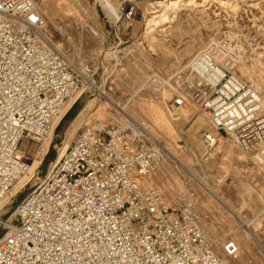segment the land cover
Masks as SVG:
<instances>
[{
	"label": "built area",
	"instance_id": "built-area-1",
	"mask_svg": "<svg viewBox=\"0 0 264 264\" xmlns=\"http://www.w3.org/2000/svg\"><path fill=\"white\" fill-rule=\"evenodd\" d=\"M132 13L128 9L126 18ZM45 23L38 0H0L3 207L14 205L13 189L30 164L22 146L29 152L35 144L37 155L46 147L47 154L50 134L75 104L64 111L71 95L81 92L84 71L92 70L90 63L79 69L54 49ZM243 51L223 37L196 54L184 73L171 78L172 108L192 99L217 133L255 150L264 164L262 96L236 73ZM144 130L131 124L87 126L77 133L18 202L16 219L0 217L6 228L0 264H236L237 241L226 240L222 254L214 250L196 220L193 194L173 211L146 183L162 156ZM204 139L209 146L214 142L209 133Z\"/></svg>",
	"mask_w": 264,
	"mask_h": 264
},
{
	"label": "rangeland",
	"instance_id": "rangeland-1",
	"mask_svg": "<svg viewBox=\"0 0 264 264\" xmlns=\"http://www.w3.org/2000/svg\"><path fill=\"white\" fill-rule=\"evenodd\" d=\"M170 1L111 0L119 14L115 16L98 0H38L53 48L79 69L90 63L92 70L84 71L80 97L56 128L36 175L0 217L16 219L18 202L52 169L60 147L71 143L83 128H121L124 121V127L135 124L153 131L156 138L149 137L162 157L146 183L160 190L171 209L175 211L193 194L196 220L208 240L210 237L219 245L237 239L240 252L236 264H264V168L256 165V151L245 150L217 133L195 111L199 107L190 98L195 110H173L174 94L169 85L206 45L225 37L244 50L245 59L236 73L259 84L256 87L264 100V0H172L178 1L176 8ZM130 8L133 13L128 19L125 13ZM161 12H166L169 20L157 25L150 21ZM255 61L260 65L255 67ZM242 69L250 72L251 78L242 75ZM120 106L128 116L118 111ZM151 108L171 116L185 115L176 123L175 142L148 124ZM140 112L142 116H136ZM79 113L76 121L81 125L73 131V125L69 127ZM207 131L217 135L220 147L207 145ZM22 149L30 164L43 157L37 155L35 144L29 146V152ZM246 222H252L256 237L248 235ZM5 232L0 225V237ZM214 250L223 253L222 245Z\"/></svg>",
	"mask_w": 264,
	"mask_h": 264
},
{
	"label": "bare ground",
	"instance_id": "bare-ground-1",
	"mask_svg": "<svg viewBox=\"0 0 264 264\" xmlns=\"http://www.w3.org/2000/svg\"><path fill=\"white\" fill-rule=\"evenodd\" d=\"M99 2L102 3V5L112 11L114 13L115 16H119L118 12L114 9L112 3H111V0H98ZM170 5L171 6H174L175 8L178 6V1H170ZM120 11V9H119ZM121 12V11H120ZM41 13V12H40ZM120 18V17H119ZM170 16L166 13V12H161L159 13L158 15L154 16V18L152 20H150L151 22H153L154 24H158L160 22H164V21H167L169 20ZM216 40V39H215ZM215 40H213L212 42H214ZM212 42H210L209 44H211ZM208 44V45H209ZM206 45L204 47V49H202L201 51L205 50L207 48ZM200 51V52H201ZM198 54V53H197ZM245 59V57H243L240 61H238L236 67L238 66L239 63H241L243 60ZM255 65V67L257 65H260L259 62L255 61V63H253ZM259 70V75L262 74V70L261 68L259 67L258 68ZM242 75H245L246 77L248 78H251V73L248 72L246 69H242ZM256 86H259V84H256ZM96 87V86H95ZM257 89L259 90L260 88L257 87ZM103 91V90H102ZM80 97V92L78 93H75L73 95H71L68 103H67V106H66V109L64 111H66L73 103H75L78 98ZM133 104V103H131ZM118 105V104H117ZM196 107V104L194 102H191L189 100H187L185 102V104L182 106V107H191L195 110L194 107ZM262 106H263V110H264V100H262ZM135 107V106H134ZM133 110V109H132ZM119 112H121L124 116H128L129 114L127 113V111L125 110L124 107H119ZM136 111V110H134ZM197 112H199V110H197V107H196V110ZM196 112V113H197ZM135 113V112H134ZM133 113V114H134ZM132 115V114H131ZM201 117H203L204 119H206L201 113H200ZM133 116V115H132ZM136 116H142V113H138ZM150 116L152 119H149L150 121H148V124L150 123L151 125H153V127L155 128H158V129H161L163 132H165L171 139H172V142H175L176 140V134H177V130H176V123L178 124L179 121L183 118V116H185L183 113H179L177 115H169L168 113H161L160 111H156L154 110L153 108L150 109ZM207 120V119H206ZM118 122V121H117ZM119 123V122H118ZM125 122L122 121V127L123 128L125 126ZM147 124V123H145ZM56 125V124H55ZM81 125V121H76L74 124H73V131H75L79 126ZM94 126V125H93ZM96 128V126H94ZM150 126L148 125V128ZM145 128V127H144ZM72 129V128H71ZM152 133L153 131L151 129H149ZM146 132V134H148L149 136H152L151 138H156L153 136V134H151V132L149 133V131L147 130V128L144 130ZM179 132V131H178ZM206 133H209L211 134V137L214 139L213 141V144H215V146H221L222 143L219 142V139L217 138V135L213 132H210V131H207ZM54 135V132L52 131V133L50 134V138L53 137ZM203 139V138H202ZM195 140V139H194ZM200 139L197 140V143L201 146V144L199 143ZM69 142L68 143H65L64 146L60 147V151H59V156L58 158L56 159V161H58L62 155L64 154L65 150L67 149V147L69 146ZM236 145V144H235ZM172 146V145H171ZM46 152V149H44L43 153H42V156L40 159H34L33 163L29 164L28 168H27V173L25 175H23L20 180L18 181L17 185L15 186V188L13 189V192H12V197L13 198H17L18 194L20 191H22L26 184L32 179V177H34L36 175L35 171H36V168L41 164L43 158H44V154ZM255 158H256V165L261 168V166L264 168V164L263 162L261 161L259 155H255ZM35 164H38V166L35 168ZM183 164V163H182ZM183 166H186L185 164H183ZM262 169V168H261ZM5 201H2L0 202V212L4 209L3 205H4ZM251 223L252 222H246L245 223V226L246 228L248 229L247 233L250 237H253V236H257V232L253 229H251ZM247 235V236H248ZM249 239V238H248ZM239 245V248H240V244L238 242L237 239H235ZM209 241L211 242V244H213L214 248L219 250L221 245L223 246L224 243L222 244H217L213 239H211L209 237ZM240 252V250H239ZM238 257V256H237ZM242 257V256H241ZM240 260V259H239ZM242 262V261H241Z\"/></svg>",
	"mask_w": 264,
	"mask_h": 264
},
{
	"label": "crops",
	"instance_id": "crops-1",
	"mask_svg": "<svg viewBox=\"0 0 264 264\" xmlns=\"http://www.w3.org/2000/svg\"><path fill=\"white\" fill-rule=\"evenodd\" d=\"M117 19H118V18H117ZM183 108H191V107H183ZM71 109H72V108H71ZM71 109H70V110H71ZM69 112H70V111H69ZM69 112H68V113H69ZM68 113H67V114H68ZM79 115H80V113H79V114L77 115V117L73 120V122L71 123L69 129H70L71 126L75 123V121L78 119ZM41 164H42V162H41ZM258 168H259V167H258ZM260 169H261V168H260ZM261 170H262V169H261Z\"/></svg>",
	"mask_w": 264,
	"mask_h": 264
}]
</instances>
